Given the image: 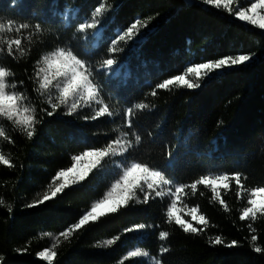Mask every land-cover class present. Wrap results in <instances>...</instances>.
<instances>
[{
    "label": "trees",
    "instance_id": "16d2710c",
    "mask_svg": "<svg viewBox=\"0 0 264 264\" xmlns=\"http://www.w3.org/2000/svg\"><path fill=\"white\" fill-rule=\"evenodd\" d=\"M101 2L110 6L101 26L79 33L78 25L90 20ZM249 2L236 0L240 6ZM149 18L135 42H120L115 56L108 53L118 32L136 19ZM8 19L28 23L31 27L18 35L26 37L32 32V42L23 40V57L13 59L6 52L0 53V66L14 73L9 83H16L15 90L28 97L40 123L29 140L9 122L0 121L14 142L0 139V149L15 165L11 169L0 166V197L12 206L11 213L0 207V264H47L37 253L76 223L118 178L119 166L133 160L165 171L176 183H191L208 173L240 172L246 177V188L264 187V30L202 0H0V21ZM36 24L41 25L42 33H35ZM16 36L8 34V38ZM57 46L72 48L93 67L112 117L85 120L93 115L91 108H82L73 116L64 115V108L53 116L41 111L51 109L46 98L33 90L30 77L41 55ZM236 54H254V58L246 65L217 72L198 89L157 90L156 96L151 95L157 83L193 63ZM110 57L120 63L114 72L104 73L100 62ZM141 102L149 108L135 115L130 130L123 113ZM123 132H128L130 139H134L133 133L139 134L141 142L123 157L105 158L102 167L93 170L84 182L70 186L53 200L26 207L43 194L58 170L71 167L73 155L90 147H104ZM237 191L234 181L230 190H222L228 212L210 202L211 192L204 186H199L195 195L188 193L183 204L199 206L209 220L199 235L185 234L167 223L168 198L132 203L75 232L68 240L60 238L54 264H150L151 257L163 264H264V253L252 250L247 228L250 222L239 220L246 198L238 199ZM135 224L149 227L124 231ZM253 227L257 244L264 247V218ZM162 230L170 233L163 242L158 239ZM41 233L52 236L41 238ZM215 235L226 242L236 240L239 246H212L208 240ZM117 236L114 245L97 246ZM161 245L170 248L162 256ZM136 248L150 256L127 258L126 253Z\"/></svg>",
    "mask_w": 264,
    "mask_h": 264
},
{
    "label": "snow or ice",
    "instance_id": "6c2138e0",
    "mask_svg": "<svg viewBox=\"0 0 264 264\" xmlns=\"http://www.w3.org/2000/svg\"><path fill=\"white\" fill-rule=\"evenodd\" d=\"M13 2L15 3V0ZM202 2L213 6L215 9L226 11L241 22H246L257 29L264 30V0H250L247 6H240L236 3V0H202ZM109 8L110 6H106L104 2H101L92 12L90 20L81 22L78 25V32L84 33L88 30H97L101 26L102 17L109 11ZM150 19L145 21L136 19L126 30L118 32L110 41L108 53L115 56L117 45L120 42L125 44L135 42L142 34L141 30L147 27ZM30 27L28 23H17L12 19H8L6 23L0 21V53L6 52L13 59L17 55L23 57L26 54L23 40L26 39L31 44L33 33L29 32L26 37H20L18 34ZM34 29L37 34L43 32L40 24H36ZM12 33L17 34V36L8 38V34ZM253 58L254 54H236L206 62L193 63L187 66L182 73L172 75L170 78L157 83L151 95L156 96L157 90L198 89L205 79L212 78L217 72L226 68L246 65ZM119 63L120 61L116 58H106L100 62V69L104 73H111L116 70ZM10 77H14V73L9 68L0 66V121L9 122L14 129L31 140L36 134V126L40 123L36 115L37 110L28 102V97L24 93L15 90L17 88L16 83H9ZM30 79L35 84L33 90L39 96L46 98L51 110L41 109V111L45 112L47 116H53L61 108L65 109L64 115L67 116L77 114L82 108H91L93 115L85 116V120H97L98 118L114 115L109 104L105 102L102 96V88L95 80L93 67L86 60L81 59L72 48L57 46L43 53L36 61L33 76ZM19 83L23 85V81ZM148 108L149 105L141 102L125 109L123 113L125 125L131 130L135 115ZM132 135L134 139L129 138L128 132H123L104 147H90L78 155H73L71 157V167L58 170L43 194H38V198L33 199L26 207L32 208L43 205L45 202L56 198L58 194L63 193L70 186L84 182L93 170L102 167L101 162L105 158L125 156L141 142L142 137L139 134L133 133ZM0 139L14 143L2 123H0ZM167 155L171 157L172 153L168 152ZM0 166L9 169L15 167L12 158L5 155L2 149H0ZM245 179L246 177L240 172H223L200 175L198 179L191 183H176L168 178L165 171L161 169L150 167L147 163L130 161L119 166L118 178L111 183L103 196L93 202L76 223L61 231L54 238V243L39 251L37 256L47 264H54L58 256L56 248L60 238L68 240L75 232L100 222L102 218L119 213L132 203L147 204L155 198L161 200L168 198L169 203L164 215L169 225L178 226L185 234H202L208 227L209 220L200 211L199 206L188 207L183 204L184 198L189 192L195 195L199 186H204L211 192L210 202L218 203L225 212H228L230 209L222 197V190L224 192L230 190L233 181L238 189L237 198H246V206L239 210V220L250 222L247 224V228L250 233L252 250L257 254L264 253V247L257 244L258 236L255 234L257 230L253 227V223L260 218H264V187L246 188L243 183ZM200 194L203 195V193ZM0 207H6L9 213L12 212V206L10 204L6 205L2 197H0ZM185 216L191 219H185ZM193 222L197 226H194ZM147 227L149 226L145 224H135L124 231H140ZM40 236L41 238L51 237L52 234L41 233ZM169 236L168 231L162 230L158 233V239L162 242L166 241ZM118 239V236L106 239L97 246L107 248L114 245ZM208 243L212 246L228 248L239 246L238 241L226 242L221 235L210 237ZM24 250L16 249L18 252ZM169 251V247L161 245L159 255L162 256ZM149 256L148 251L140 248L126 253L127 258ZM150 264H163V261L157 257H151Z\"/></svg>",
    "mask_w": 264,
    "mask_h": 264
}]
</instances>
